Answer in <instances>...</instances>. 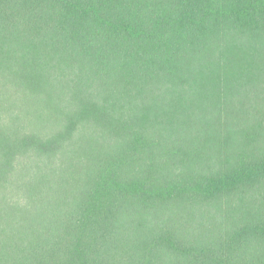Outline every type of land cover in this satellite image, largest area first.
Returning a JSON list of instances; mask_svg holds the SVG:
<instances>
[{"label": "trees", "instance_id": "obj_1", "mask_svg": "<svg viewBox=\"0 0 264 264\" xmlns=\"http://www.w3.org/2000/svg\"><path fill=\"white\" fill-rule=\"evenodd\" d=\"M0 264H264V0H0Z\"/></svg>", "mask_w": 264, "mask_h": 264}]
</instances>
